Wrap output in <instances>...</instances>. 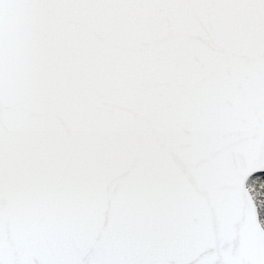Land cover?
I'll return each mask as SVG.
<instances>
[{
  "label": "snow or ice",
  "instance_id": "1",
  "mask_svg": "<svg viewBox=\"0 0 264 264\" xmlns=\"http://www.w3.org/2000/svg\"><path fill=\"white\" fill-rule=\"evenodd\" d=\"M0 264H264V0H0Z\"/></svg>",
  "mask_w": 264,
  "mask_h": 264
}]
</instances>
